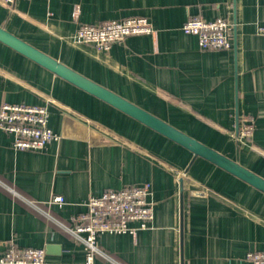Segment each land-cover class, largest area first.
Instances as JSON below:
<instances>
[{
  "label": "crops",
  "instance_id": "obj_1",
  "mask_svg": "<svg viewBox=\"0 0 264 264\" xmlns=\"http://www.w3.org/2000/svg\"><path fill=\"white\" fill-rule=\"evenodd\" d=\"M134 17L153 33L106 53L72 41L80 24ZM189 17L230 22V49H201L181 30ZM0 27L264 178V0H16L0 3ZM2 103L45 105L59 139L20 151L0 130V254L13 242L83 264L65 228L90 197L145 183L152 221L100 235L95 264H251L264 251V194L201 158L187 169L189 151L0 43ZM241 117L254 121L244 142Z\"/></svg>",
  "mask_w": 264,
  "mask_h": 264
},
{
  "label": "built area",
  "instance_id": "obj_2",
  "mask_svg": "<svg viewBox=\"0 0 264 264\" xmlns=\"http://www.w3.org/2000/svg\"><path fill=\"white\" fill-rule=\"evenodd\" d=\"M16 0H0L11 7ZM232 24L225 19L205 21L189 17L182 25L184 34L197 37L203 50H227L231 47ZM264 32V28L260 29ZM153 29L145 18L134 17L120 21H106L97 25L80 24L72 37L75 44L91 45L99 52H108L113 44L121 43L131 36L150 35ZM49 113L45 105L8 104L0 105V130L12 138V146L20 151H41L59 137L48 127ZM254 121L241 117L237 141L249 140L253 134ZM150 184L128 186L118 190H107L99 197H90L86 210L75 216L72 225L65 228L70 236L84 246L83 264H95V256L105 255L97 248L103 234L135 235L145 230L153 219V204L148 200ZM62 196L54 195L49 205L61 206ZM136 224V227L131 224ZM251 264H264V251H251L246 255ZM110 261V260H109ZM0 264H46L45 250L19 248L13 242L4 244Z\"/></svg>",
  "mask_w": 264,
  "mask_h": 264
},
{
  "label": "water",
  "instance_id": "obj_3",
  "mask_svg": "<svg viewBox=\"0 0 264 264\" xmlns=\"http://www.w3.org/2000/svg\"><path fill=\"white\" fill-rule=\"evenodd\" d=\"M0 43L49 71L56 77L110 105L114 109L189 151L192 154V158L187 169L190 168L197 158H201L264 194V178L242 166L238 159L232 160L207 147L144 109L22 41L6 31L3 27H0Z\"/></svg>",
  "mask_w": 264,
  "mask_h": 264
}]
</instances>
